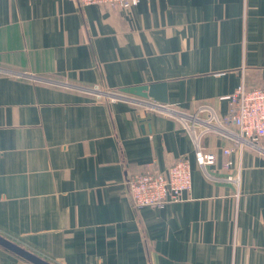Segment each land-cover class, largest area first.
Masks as SVG:
<instances>
[{
	"label": "crops",
	"instance_id": "obj_1",
	"mask_svg": "<svg viewBox=\"0 0 264 264\" xmlns=\"http://www.w3.org/2000/svg\"><path fill=\"white\" fill-rule=\"evenodd\" d=\"M130 12L0 0V235L52 264H264V151L221 153L228 95L264 85V0ZM151 83L166 104L120 92ZM184 155L191 190L134 209L127 176ZM0 264L33 263L0 245Z\"/></svg>",
	"mask_w": 264,
	"mask_h": 264
},
{
	"label": "built area",
	"instance_id": "obj_2",
	"mask_svg": "<svg viewBox=\"0 0 264 264\" xmlns=\"http://www.w3.org/2000/svg\"><path fill=\"white\" fill-rule=\"evenodd\" d=\"M79 7L92 4L118 6L127 14L139 0H75ZM107 98L116 97L101 92ZM229 107L225 122L232 128L227 132L230 145L221 148V153L229 155L240 152L248 146L257 152L264 151L259 144L264 139V85H249L242 81L237 89L227 97ZM162 108V107H161ZM193 128V125L191 126ZM194 158L200 166L212 165L216 153L203 150L195 142ZM220 170L228 172L226 179L238 187L239 176L232 170V161H223ZM130 204L134 209L144 206L163 207L165 204L180 201L185 192L192 187V175L189 159L186 155L175 159L163 170H157L154 163H148L141 170L129 174L125 180Z\"/></svg>",
	"mask_w": 264,
	"mask_h": 264
},
{
	"label": "water",
	"instance_id": "obj_3",
	"mask_svg": "<svg viewBox=\"0 0 264 264\" xmlns=\"http://www.w3.org/2000/svg\"><path fill=\"white\" fill-rule=\"evenodd\" d=\"M120 92L143 98H152L155 102L159 104H166L168 100L165 83H151L147 85L123 87L120 89ZM110 95L116 98L119 97V95L117 94ZM0 245L23 257L24 259L30 261L33 264H52L49 261L21 247L20 245L14 243L13 241L7 239L2 235H0Z\"/></svg>",
	"mask_w": 264,
	"mask_h": 264
}]
</instances>
